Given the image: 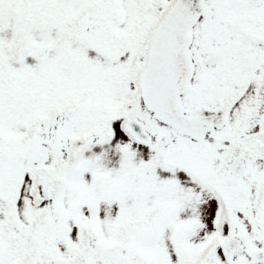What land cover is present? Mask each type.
<instances>
[{
  "label": "snow or ice",
  "instance_id": "snow-or-ice-1",
  "mask_svg": "<svg viewBox=\"0 0 264 264\" xmlns=\"http://www.w3.org/2000/svg\"><path fill=\"white\" fill-rule=\"evenodd\" d=\"M0 264H264V0H0Z\"/></svg>",
  "mask_w": 264,
  "mask_h": 264
}]
</instances>
